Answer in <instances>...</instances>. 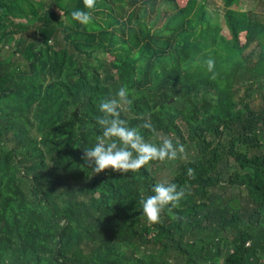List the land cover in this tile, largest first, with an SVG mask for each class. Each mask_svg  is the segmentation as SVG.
<instances>
[{
  "label": "trees",
  "instance_id": "trees-1",
  "mask_svg": "<svg viewBox=\"0 0 264 264\" xmlns=\"http://www.w3.org/2000/svg\"><path fill=\"white\" fill-rule=\"evenodd\" d=\"M242 1L223 34L209 0H96L88 25L84 0H0V264H264V21ZM121 86V118L183 158L84 165ZM163 181L186 196L149 224Z\"/></svg>",
  "mask_w": 264,
  "mask_h": 264
},
{
  "label": "clouds",
  "instance_id": "clouds-1",
  "mask_svg": "<svg viewBox=\"0 0 264 264\" xmlns=\"http://www.w3.org/2000/svg\"><path fill=\"white\" fill-rule=\"evenodd\" d=\"M85 8L89 11L75 10L71 13L74 20L88 25L92 22L91 10L96 6V0H84ZM207 69L215 78V61L211 58L205 61ZM130 90L121 86L114 98L103 99L99 104L100 116L96 124L101 132L96 136L95 144L83 149L84 165L91 168L95 174L112 170L121 175L129 172H139L152 161H175L183 158L185 147L179 141L175 143L169 137H160L159 143L149 142L136 127H129L128 122L121 118L123 105L132 103ZM140 127L155 132L154 127L145 121ZM189 176L194 175V169L187 170ZM152 194L141 200L143 215L149 224L161 221V216L167 208L171 211L179 206L186 196V189L176 183L163 181L156 183ZM178 218V217H177Z\"/></svg>",
  "mask_w": 264,
  "mask_h": 264
},
{
  "label": "rangeland",
  "instance_id": "rangeland-1",
  "mask_svg": "<svg viewBox=\"0 0 264 264\" xmlns=\"http://www.w3.org/2000/svg\"><path fill=\"white\" fill-rule=\"evenodd\" d=\"M209 10L211 11V15L215 22H219L222 26V32L223 34H227L228 27L225 23L224 14L220 11H218L219 6H221L220 0H209ZM239 10H247L252 13L253 17L256 19H260L262 22L264 21V1L259 0H243L240 4V6L236 7ZM6 51H9L8 48L5 49L3 54L6 53ZM256 106H260L262 104V99H260V96L256 98V101L254 102ZM170 170H164L162 174H169ZM165 179H169V176L167 175Z\"/></svg>",
  "mask_w": 264,
  "mask_h": 264
}]
</instances>
